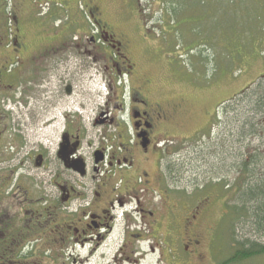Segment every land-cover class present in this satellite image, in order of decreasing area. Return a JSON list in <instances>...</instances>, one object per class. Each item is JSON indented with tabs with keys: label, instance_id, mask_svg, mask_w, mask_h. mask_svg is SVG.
<instances>
[{
	"label": "rangeland",
	"instance_id": "1",
	"mask_svg": "<svg viewBox=\"0 0 264 264\" xmlns=\"http://www.w3.org/2000/svg\"><path fill=\"white\" fill-rule=\"evenodd\" d=\"M97 2L104 20L119 34L112 39L124 35L128 40L129 57L137 64L136 74L153 80L149 100H168L178 108L174 123L162 127L163 137L170 141H165L159 153L153 152L158 163L150 172L158 175L159 182L153 176V189L141 180L135 185L137 195L145 196L142 200L147 213L143 219L127 216L126 211L136 207V198L125 193L126 184L120 187V177L114 178L117 189L111 200L116 202L121 197L127 202L113 212L114 221H109L106 228L65 234L67 223L74 221L75 228L80 229L89 222L84 212L91 207L87 203L90 190L77 184L78 192L87 200H74L69 208L63 206L57 213L46 205L50 215L45 214L43 225L37 228H33L35 221L31 219L28 247L24 255L14 256V264H264V254L231 261L233 255L242 254L244 244H264V227L258 225L252 213L256 202H247L248 195L242 194L248 185L264 181V170L242 166L252 146L254 151L263 147L261 138L252 140L247 132L253 121L249 108L258 94L256 80L264 72V0ZM80 11L59 15L56 23L63 33L75 32L77 27L81 30L82 22H89ZM75 21L78 23L72 26L76 27L73 31L64 28ZM71 50L63 70L78 71L80 78L72 80L76 91L71 96L63 91L61 113L65 114L72 105H82L84 110L88 106L82 118L93 137L101 134L104 126L91 124L97 114L91 106L102 104L107 93L114 102H122L129 86H121L122 79L114 65L121 59L103 45L102 39L94 43L85 40ZM107 51L112 53L109 59L103 55ZM82 67L88 69L83 72ZM121 73L125 76V72ZM39 81L33 79L14 91L17 101L10 100L13 121L9 127L12 132H17L19 125L29 127L32 140L44 139L53 146L57 132L53 125L46 126L51 116L43 114L46 100L48 104L53 98L51 92L50 97L43 93L48 88L54 91L55 83L44 86ZM134 82L139 84L137 77ZM237 92L238 97L232 98ZM215 108L218 117H214L213 134L211 130L210 136L204 135V113ZM221 121L223 129L219 133ZM167 144L173 147L171 153H167ZM259 159L255 161H264L263 156ZM85 180L90 181L89 177ZM244 203L247 209L238 212ZM39 207L42 210L45 206ZM150 212L155 215L152 217ZM58 217L64 224V236L55 228ZM185 236L199 240L194 249L196 261L181 242Z\"/></svg>",
	"mask_w": 264,
	"mask_h": 264
},
{
	"label": "flooded vegetation",
	"instance_id": "2",
	"mask_svg": "<svg viewBox=\"0 0 264 264\" xmlns=\"http://www.w3.org/2000/svg\"><path fill=\"white\" fill-rule=\"evenodd\" d=\"M80 10L90 25L89 22H82L83 29L77 30L78 27L72 26H77L78 21L69 22L64 28L72 31L76 28V31L63 33L60 24L56 23L59 15L76 14ZM102 10L97 0H0V264H14L15 255L25 254L29 223L32 219L35 221L33 228L43 225L45 214L50 215L46 205H51L57 213L63 206L69 208L74 200H87L78 192L77 184L90 190L87 203L91 207L88 213L84 212L89 222L78 229L71 221L66 224L65 234L106 228L109 221H114L113 212L127 205L121 197L116 202L111 200L117 189L113 179L119 177L120 187L126 184L128 191L125 193L136 198V207L130 212L126 211L127 216L131 214L133 218H146L142 200L145 196L137 195L138 187L135 185L141 180L143 185L153 189V176L159 182L158 175L150 172L152 166L158 163V156L153 157V152L159 153L158 149L163 147L165 141H170L163 137L165 132L162 127L166 123H174L178 108L168 100H149L147 94L153 80L146 75L136 74L137 64L132 63L129 57L128 40L124 35H120V39H112L119 34L104 20ZM90 30L97 34L90 33ZM101 39L103 45L109 46L120 57L121 62L114 61V65L120 73L121 86L127 84L129 89L122 102H114L107 93L109 95L104 96L102 104L91 106V110L97 109L91 124L104 126V129L101 134L90 137L91 130L82 118V112L87 111L88 106L84 110L82 105H72L65 114L61 113L63 91L71 96L76 91L72 80L80 78L78 71L63 69L73 51H70L71 48H78L85 40L94 43ZM103 55L108 59L112 57L110 51ZM82 69L84 72L88 67ZM122 71L125 76H121ZM136 77L138 85L134 82ZM33 79L40 80L39 85L44 86L53 85L57 79L55 90L48 88L50 90L46 89L43 93L49 97V92L52 93L53 101L47 104L46 100L43 114L46 118L51 116L46 126L53 125L54 132H57L54 147L44 139L32 140L29 127L19 125L17 132L10 131L9 125L13 121L10 100L15 103L17 98L14 91ZM256 84L258 94L249 108L252 128L247 135L252 140L261 138L263 147L262 150L256 149V152L252 146L245 157L249 170L258 167L263 171L264 161L255 160H260L261 156L264 158V102H257V98L264 96V72ZM239 93L232 98H237ZM217 109L204 113V135L210 136V131L216 125ZM218 125L220 133L222 121ZM169 145L165 146L167 153L173 149ZM142 165L145 166L144 170L141 169ZM88 177L90 181L86 182ZM39 206L45 207L41 210ZM150 215L153 217L155 213L150 212ZM63 226L58 217L55 228L61 236H64ZM132 236L140 237L139 234ZM181 242L196 261L198 256L194 249L199 240L185 236Z\"/></svg>",
	"mask_w": 264,
	"mask_h": 264
},
{
	"label": "trees",
	"instance_id": "3",
	"mask_svg": "<svg viewBox=\"0 0 264 264\" xmlns=\"http://www.w3.org/2000/svg\"><path fill=\"white\" fill-rule=\"evenodd\" d=\"M258 101H261V103H263L264 96L259 97V99L257 98V102ZM242 166L248 167V163L244 161ZM242 194L248 195V197H246L248 198L247 202H256L255 206H252V213L255 220L258 222V225L260 224L262 227H264V181L263 183L256 184L255 186L248 185V187H246ZM246 204H242L245 206H239V209H241L242 211L240 210L238 212L243 213L244 209H247ZM241 248H243L242 254L238 253L236 256L233 255L231 258L232 262L246 259L259 254H264V244L260 242H250V245L245 246L244 244Z\"/></svg>",
	"mask_w": 264,
	"mask_h": 264
}]
</instances>
